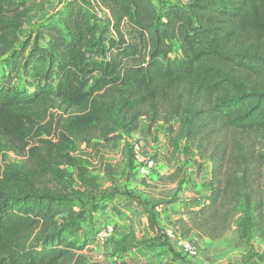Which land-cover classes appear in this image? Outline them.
Returning a JSON list of instances; mask_svg holds the SVG:
<instances>
[{
  "label": "trees",
  "instance_id": "16d2710c",
  "mask_svg": "<svg viewBox=\"0 0 264 264\" xmlns=\"http://www.w3.org/2000/svg\"><path fill=\"white\" fill-rule=\"evenodd\" d=\"M186 2L70 0L20 42L26 4L0 0V264H87L77 252L88 233L79 244L69 238L84 214L56 167L75 166V144L116 145L142 119L144 136L166 124L192 179L212 165L210 194L182 235L220 239L241 201L250 227L262 229L264 0ZM19 76L27 90L14 92ZM8 153L21 161L3 163Z\"/></svg>",
  "mask_w": 264,
  "mask_h": 264
},
{
  "label": "rangeland",
  "instance_id": "374dc122",
  "mask_svg": "<svg viewBox=\"0 0 264 264\" xmlns=\"http://www.w3.org/2000/svg\"><path fill=\"white\" fill-rule=\"evenodd\" d=\"M18 1L25 2L28 12L27 19L23 22L18 34L21 42L35 31L39 23L53 16L64 2L70 0ZM156 4L159 6L175 4L185 7L187 2L186 0H160ZM90 7L99 18L106 16L107 11L104 8L99 9L94 4ZM44 43L45 39L42 38L40 44ZM172 45V57L178 56L177 45L174 42ZM12 87L14 92L27 90L20 76ZM169 125L175 130L178 128V122L171 121ZM144 128L145 120L142 119L139 131L124 135L116 145L101 142L100 147L94 148L77 143L71 149V155L77 160L75 166L72 169L56 167L64 176L66 184L64 195L68 202L76 212L84 214L81 230L69 236L71 243L79 244L83 242V235L88 233L89 244L84 250L77 252V255L82 256L87 264L104 262H115V264H264V221L262 229L258 231L250 227L249 218L253 213L243 201L236 208V224L220 239L212 241L195 235L188 239V236L182 235L188 229L189 219L183 220L181 212L186 213L190 209L191 211L198 210L206 202L210 194L212 165L203 164L199 177L192 179L188 156L171 153L166 124L163 121L158 122L151 134L147 136L142 134ZM42 139H48V137L42 136ZM262 141L260 147L264 150V133ZM134 145L141 147L138 156H146L154 160L156 170L161 168L164 174L157 177L155 170L146 177L140 176L137 167L133 165L135 163L133 162L135 161ZM191 151L192 160H195L196 153ZM20 161L21 158L14 153H8L2 157V162L5 164L15 165ZM177 168H184L186 175L181 172L176 175ZM181 181L185 182L184 185ZM262 183L261 188L264 189V180ZM185 194L187 196L195 194L197 199L194 197L189 199ZM116 196L129 199L131 203L141 206L142 213H119L115 205L109 202ZM102 204L105 207L112 205L113 217H119L120 221L112 220L109 226L115 225L117 230L121 231L122 239L129 242V245L114 241V236L109 237L110 239L108 238L109 240L102 245L97 244L96 236L101 232L98 231L101 227L98 230L94 227L93 212L95 206H102ZM192 205L193 208L189 207ZM171 206H175L174 209H171ZM133 224L136 227H132ZM168 232L188 239L195 248L197 256L187 257L173 244L172 240L168 244ZM142 242H145L144 247L139 248ZM126 248L128 250L123 251ZM114 257L116 261L113 260Z\"/></svg>",
  "mask_w": 264,
  "mask_h": 264
},
{
  "label": "crops",
  "instance_id": "0c3cea01",
  "mask_svg": "<svg viewBox=\"0 0 264 264\" xmlns=\"http://www.w3.org/2000/svg\"><path fill=\"white\" fill-rule=\"evenodd\" d=\"M205 165V164H204ZM203 165V166H204ZM159 169V170H158ZM156 173L157 174H155L157 177H160L161 176V174L163 173L162 172V169L161 168H157V170H156ZM164 174V173H163ZM197 192V190L195 191V193ZM186 196H187V194H185ZM187 197H189V199H192V197H194V199H197V196H195V194H192V195H188ZM112 205H115V208L116 209H118L119 211V213H130V212H137L138 214H141L142 213V208H141V206H138V205H136V204H134V203H131V201L129 200V199H126V198H122L121 196H116V197H114L112 200H110L109 201ZM195 202V201H194ZM112 205H110V207H104V208H102V209H99L98 211H96V212H94V219H93V223H94V227L96 228V230H98L100 227H101V229H99L98 231H101L105 226H107V225H110V222H112V220H114V221H116V222H118V221H120V219H119V217H116V218H114L113 216H114V213H112L111 211V209H112ZM176 205H177V203H176ZM175 205V206H176ZM175 206H171V209H174V207ZM189 207H191V208H193L194 206L192 205V206H189ZM191 210L192 209H190L189 211L191 212ZM194 210V209H193ZM181 212V218L183 219V220H187V219H190V217H191V215H190V212ZM115 214H116V212H115ZM125 214V215H126ZM115 219H117V220H115ZM132 227H136L134 224H133V226ZM113 228H114V231H115V233L111 236V237H113V240L114 241H120L122 244H125L126 246L127 245H129L130 243L129 242H127V241H125V240H123L122 239V234H121V231H118L117 229L118 228H116L115 227V225L113 226ZM193 235H195L196 237H200L198 234H195L194 232H191L189 235H188V239H191V237H193ZM110 237V238H111ZM109 238V239H110ZM109 239H107L106 241H108ZM145 241V240H144ZM96 242H97V244H103V243H105V241L104 242H100V241H97L96 240ZM144 243L145 242H142L139 246V248H142V247H144ZM168 244H170V240L167 242ZM174 244V243H173ZM158 250H160V249H158ZM116 260V258L114 257L113 258V260ZM103 264H115V263H112V262H104Z\"/></svg>",
  "mask_w": 264,
  "mask_h": 264
},
{
  "label": "built area",
  "instance_id": "2783aa9c",
  "mask_svg": "<svg viewBox=\"0 0 264 264\" xmlns=\"http://www.w3.org/2000/svg\"><path fill=\"white\" fill-rule=\"evenodd\" d=\"M155 4L160 2V0H152ZM133 150L135 151V163L133 165L137 167L138 173L142 177H146L149 173H153L156 170V164L154 160L146 156H138L141 151L139 145H134ZM115 233L113 226L107 225L101 232L96 236V240L100 242L106 241ZM167 237L169 240H172L174 245L181 250L187 257H196L197 252L191 242L188 239H184L178 236H175L174 233L168 232ZM115 260V259H114ZM116 261V260H115Z\"/></svg>",
  "mask_w": 264,
  "mask_h": 264
}]
</instances>
